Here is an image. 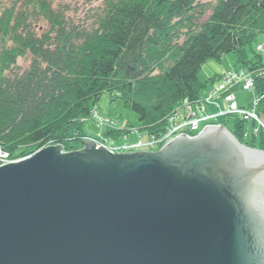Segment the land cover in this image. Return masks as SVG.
<instances>
[{
	"label": "water",
	"instance_id": "water-1",
	"mask_svg": "<svg viewBox=\"0 0 264 264\" xmlns=\"http://www.w3.org/2000/svg\"><path fill=\"white\" fill-rule=\"evenodd\" d=\"M0 264H264V152L209 126L0 167Z\"/></svg>",
	"mask_w": 264,
	"mask_h": 264
},
{
	"label": "trees",
	"instance_id": "trees-1",
	"mask_svg": "<svg viewBox=\"0 0 264 264\" xmlns=\"http://www.w3.org/2000/svg\"><path fill=\"white\" fill-rule=\"evenodd\" d=\"M204 1L105 0L81 25L53 11L46 0H35L27 7L48 22L44 33L28 25L27 11H5L0 34L11 43L0 52V143L5 150L15 157L52 144L65 152L82 149L90 139L84 124L105 94L138 116L150 143L161 140L177 110L180 114L183 105L201 103L203 91L223 80L214 76L203 84L198 75L209 61L227 55H234L246 72L242 81L254 82L257 113L264 118V49L253 47L264 35V0H217L210 19L197 26V16L209 10ZM26 56L32 59L29 68L22 75L13 73ZM240 81L229 85L223 99L236 93ZM214 125L264 151V130L249 134L253 123L250 129L241 119L226 117ZM129 134L108 127L98 141L114 139L121 145ZM155 147L150 150L162 148Z\"/></svg>",
	"mask_w": 264,
	"mask_h": 264
},
{
	"label": "rangeland",
	"instance_id": "rangeland-1",
	"mask_svg": "<svg viewBox=\"0 0 264 264\" xmlns=\"http://www.w3.org/2000/svg\"><path fill=\"white\" fill-rule=\"evenodd\" d=\"M32 1L35 0H0V18L5 13V11L15 10L16 13H19L25 10L27 11V14L30 15L28 19V25L31 24L35 29V31L38 33L47 32V30L49 29L48 22L44 18L42 17L40 18L38 13L33 12L32 7H27L29 3ZM46 1L50 3V6L53 9V11L65 13L66 19L68 21H74L77 24L85 25L89 21V19L93 16V12L99 9L100 7H102L105 0H46ZM216 2L217 0H206L203 2V4H206L205 7L208 8L209 10L206 12L204 16H200V15L197 16L198 21L195 22L197 26L199 24L205 23L210 19L212 14L210 8H212L216 4ZM32 15L35 16L36 18L30 19L31 17H33ZM195 19H193V21ZM88 24L90 25V22ZM187 25L189 27L188 23ZM184 31L188 32L189 29L186 28ZM5 46L9 47L11 46V43L8 40L3 39L0 34V52L1 49L4 48ZM253 47L260 52L263 51L264 35H260L255 40ZM31 61L32 59L30 56L20 58L17 61V65L14 68L13 73L22 75L29 68ZM245 75H247L246 72L243 71L241 69V66L237 64L234 55H227L223 57L221 61H217V60L209 61L199 73L198 75L199 81L204 84L206 83V81H208L214 76L224 77L223 80L217 82L214 86H212V88H208L207 91L206 90L203 91L202 94L203 100L201 101V103L198 102L197 104L195 103L193 105L190 104L183 105V108L181 109L179 116L175 118L172 117L170 119V124L173 122V120L174 122L179 124H182L186 121H190L189 119L191 118L189 117H191L192 115L194 116L197 115L195 117L198 116L201 117L198 110L201 108V110L204 111V107L202 104H205V101H206L205 107L208 109L207 113H209V115L213 117V119L212 121L211 120L206 121L205 123L200 122V125L197 129H193L191 126L190 130H192V132L184 131L191 133V135L185 134V136H187L189 139L198 137L206 127L210 126V124L217 123L218 121L214 117L215 115H219L220 117H222L223 114H227L228 117L241 119L242 121L248 124H251L254 121H256L254 116L255 117L257 116L258 117L257 121L264 123V118L257 115L256 103L258 105L259 100L258 98H256L254 82L253 83L250 82L249 80L251 79L249 78L245 79V81L243 82L242 79L243 77H246ZM239 81H240V85L236 93H234L233 96L231 97L232 100L228 101L223 99L224 96L222 97V95L226 92L229 85L235 84V82L237 83ZM247 81L250 82V87L246 85ZM248 107H249V111L247 112L244 111V113L242 114L237 113L238 110L241 111L242 108H245L244 110H247L246 108ZM93 113H94L93 118L84 124V132L88 136V138H90L91 142H94L99 146H101L100 144H105V143H101L102 140L98 141V139L102 138L105 135L108 127H111L122 131L125 129L129 131L131 134H133L128 139H126V141H122L119 144L125 146L145 145L144 148H140V149L137 148L136 150H133L132 153L131 151L124 153H129V154H134L139 152L156 153L162 150L163 147L158 151H155L156 147L151 151L149 150V148H154L153 145L156 144L159 140L158 141L154 140L153 144H151V147H148L150 141L147 136L142 135L141 133L140 128L142 125L139 123L138 116L134 112L127 109L122 100L118 99L113 102L111 96L109 94H105L102 96L98 104L93 107ZM202 115L204 116L203 113ZM219 126H223V125H219ZM167 134L168 133L164 134V136ZM179 136H181V134H178L175 137L179 138ZM170 138H167L162 142H158L157 148H159L161 145L165 146L166 142ZM111 141L112 142H108V144H106L107 146H103V147H105L107 150L110 149L111 151L113 148L109 144H112L114 148L121 147L120 145L113 142L114 139ZM54 146H61V145L52 144L50 146L44 147L41 150H38L37 152L39 153L44 149ZM37 152H35L34 154H36ZM63 152H65L64 149ZM17 156L14 157L11 154H9V152H7L4 146L0 143V167L7 166L13 163H18L20 161H24L28 159L29 158L28 156L30 155L28 156L20 155L19 157Z\"/></svg>",
	"mask_w": 264,
	"mask_h": 264
},
{
	"label": "built area",
	"instance_id": "built-area-1",
	"mask_svg": "<svg viewBox=\"0 0 264 264\" xmlns=\"http://www.w3.org/2000/svg\"><path fill=\"white\" fill-rule=\"evenodd\" d=\"M249 81L253 83L252 79L249 80ZM249 81H247V83H246V85L248 87H250V82ZM226 100L230 101V100H232V98L231 97H228ZM256 106H257V103H256ZM244 111L247 112L249 110H241V111L238 110L237 113L238 114H242V113H244ZM195 116L192 115L191 117H189L192 120L189 119L190 121H186V122H184L182 124L176 123L173 120V122L170 124V130H169L168 134L165 135L163 139L165 140V139L170 138V137H175L178 134H181V135H185V134L191 135L190 132H184V131H191L192 132V130H190V127L191 126H192L193 129H197L199 127L200 120L195 119ZM175 117H177V116H175ZM175 117H173V118H175ZM254 118H255V120H258L257 119V116L256 117L254 116ZM246 119H249V118H246ZM151 144H153V142L152 143H149L148 144V147H151ZM143 147H145V145H139V146H125L124 145L121 148H113L112 151H115V152H123L124 153V152H130V151L136 150L137 148L140 149V148H143ZM146 147H147V145H146ZM109 151L111 152L110 149H109Z\"/></svg>",
	"mask_w": 264,
	"mask_h": 264
},
{
	"label": "bare ground",
	"instance_id": "bare-ground-1",
	"mask_svg": "<svg viewBox=\"0 0 264 264\" xmlns=\"http://www.w3.org/2000/svg\"><path fill=\"white\" fill-rule=\"evenodd\" d=\"M242 110V109H241ZM208 112V109L207 108H204V111H202V110H199V113H200V115H201V117L200 116H198L197 117V119L198 120H200V122H206V121H212V119H213V117H211L210 115H209V113H207ZM179 113V110H177V114ZM202 113L204 114V116L202 115ZM179 115V114H178ZM257 115H258V113H257ZM216 119H217V121L219 122L221 119H224V118H226V117H228V115L227 114H223L222 115V117H220L219 115H215L214 116ZM258 118V117H257ZM252 124V123H251ZM251 124H249L250 126H249V128L251 129L252 128V126H251ZM253 124L255 125V127H254V129L253 130H250V132H249V134H250V136H258V134H259V132L261 131V129L262 130H264V123L263 122H259V121H254L253 122ZM210 126H214V123H212V124H210ZM219 126V125H218ZM252 134V135H251ZM133 134H129L123 141H126V139H128L130 136H132ZM247 138V136L245 137V139ZM90 140V139H89ZM236 140H237V138H236ZM163 141V139H161V140H159L158 142H162ZM158 142L156 143V144H154L153 146L155 147V146H157V144H158ZM238 142H239V140H238ZM240 143V142H239ZM84 144V143H83ZM101 146H107L106 144H100ZM112 148H114V146L112 145V144H109ZM243 145V144H242ZM98 147H101V146H99V145H97ZM121 146V145H120ZM163 148H164V145H161ZM246 146V145H245ZM122 147V146H121ZM120 147V148H121ZM247 147V146H246ZM144 148V147H143ZM162 148V149H163ZM248 148H250V147H248ZM151 148H149V150H150ZM251 149H253V148H251ZM81 149H79V150H75V151H73V152H77V151H80ZM254 150H256V149H254ZM109 151V150H108ZM140 151H143V150H140ZM151 151V150H150ZM110 152V151H109ZM38 153V152H37ZM36 153V154H37ZM63 153H65V152H63ZM68 153H72V152H68ZM111 153H113V154H129V153H120V152H115V151H111ZM131 153H132V151H131ZM139 153H142V152H139ZM154 153V152H153ZM156 153H159V152H156ZM36 154H34V155H30V156H28L27 158L28 159H30V158H32V157H34Z\"/></svg>",
	"mask_w": 264,
	"mask_h": 264
}]
</instances>
